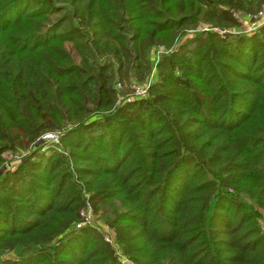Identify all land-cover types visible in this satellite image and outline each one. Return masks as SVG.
<instances>
[{"label": "trees", "instance_id": "trees-1", "mask_svg": "<svg viewBox=\"0 0 264 264\" xmlns=\"http://www.w3.org/2000/svg\"><path fill=\"white\" fill-rule=\"evenodd\" d=\"M263 2L0 0V264H264Z\"/></svg>", "mask_w": 264, "mask_h": 264}, {"label": "built area", "instance_id": "built-area-1", "mask_svg": "<svg viewBox=\"0 0 264 264\" xmlns=\"http://www.w3.org/2000/svg\"><path fill=\"white\" fill-rule=\"evenodd\" d=\"M235 15L238 16V17H241L243 16V14L241 12H235ZM251 17L254 18L253 21H251L253 24L257 25L259 24L260 22L264 21V2L261 6V8L254 14L250 15ZM151 82V78L149 77L145 83L143 84H133L134 88H133V92L135 94H139V95H144L147 93V89H148V86ZM59 134H60V131L59 130H53V131H46L44 132L43 134H41V136L38 138L39 140H43V141H46V140H50V141H57L58 138H59ZM27 152H24L23 154H25ZM14 154L10 153V156L12 157ZM21 155L18 154V157H20ZM15 157H17V154H15ZM81 219H79L76 223H75V226L76 227H81V226H84V225H93V218H94V215H93V211H92V208L91 206H88L87 209L85 210H82L81 211ZM102 227L104 228V230L106 231L104 233V239L109 241L110 243H112V245L114 246L115 248V254H116V257H117V261H118V264H135L129 257H127L123 252L122 250H120V248L117 247V245H115L114 243V235H113V228L110 226L109 223H104V224H101Z\"/></svg>", "mask_w": 264, "mask_h": 264}, {"label": "rangeland", "instance_id": "rangeland-1", "mask_svg": "<svg viewBox=\"0 0 264 264\" xmlns=\"http://www.w3.org/2000/svg\"><path fill=\"white\" fill-rule=\"evenodd\" d=\"M243 23L245 25L243 27H241V28L246 29V30L253 29L256 26L255 24H253L251 22V20H244ZM133 86L134 85H131V88H134ZM37 142H38L37 144H39V143L40 144H43V143L47 142V140L46 141H43V140H39L38 139ZM5 155L7 157L6 165L7 166H10L11 168L14 169L16 167V164L18 163V160L20 159V157H18V154H17V157H15V154L11 157L9 152L6 153ZM106 219H107V215L106 214H103L102 211H100L98 214L95 213L94 218H93V225H96V224L99 225V224L107 223V220ZM260 221H261L262 226L264 227V217H262Z\"/></svg>", "mask_w": 264, "mask_h": 264}, {"label": "crops", "instance_id": "crops-1", "mask_svg": "<svg viewBox=\"0 0 264 264\" xmlns=\"http://www.w3.org/2000/svg\"><path fill=\"white\" fill-rule=\"evenodd\" d=\"M264 217V216H263Z\"/></svg>", "mask_w": 264, "mask_h": 264}]
</instances>
